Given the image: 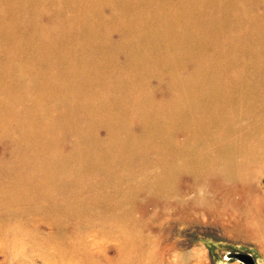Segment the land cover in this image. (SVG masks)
I'll return each instance as SVG.
<instances>
[{"label": "bare ground", "instance_id": "6f19581e", "mask_svg": "<svg viewBox=\"0 0 264 264\" xmlns=\"http://www.w3.org/2000/svg\"><path fill=\"white\" fill-rule=\"evenodd\" d=\"M196 1L0 0V139L14 143L0 153V264H156L146 197L169 205L170 232L216 211L263 229L248 185L264 168V26L233 32V90L209 85L204 25L233 17ZM161 71L166 103L148 98ZM69 133L84 148L65 151Z\"/></svg>", "mask_w": 264, "mask_h": 264}, {"label": "rangeland", "instance_id": "374dc122", "mask_svg": "<svg viewBox=\"0 0 264 264\" xmlns=\"http://www.w3.org/2000/svg\"><path fill=\"white\" fill-rule=\"evenodd\" d=\"M189 2L195 7L197 1L189 0ZM205 6V13L215 10L220 19L225 20L228 15L233 17V21L221 25H215L210 17L207 18L204 27L209 31V37L201 39L202 53L198 57V61H202V59L214 60V66L212 64L211 66L207 65V63L205 65L201 64V69L204 71L212 67L214 69V72L212 70L208 77L209 85L218 84L219 82L223 86V89H225L226 85L231 90L233 88V64L228 65L227 58L231 57L233 53V32L237 27L242 25L253 27L258 25L264 26V24H260L261 21H264V5L260 0H233L232 9V3L229 4L227 0H212L207 5L205 4ZM164 8L166 6L163 7L161 13L165 15L166 9ZM102 10L105 16L111 14L110 8L104 7ZM253 13L256 19L253 17ZM71 16L72 13L70 12L64 14L65 18ZM44 20L42 19V21ZM47 25H49V21H47ZM111 36L113 41L118 39V35L116 34ZM194 67H186V71L192 72L194 71ZM163 72L161 71L163 78L160 81H151L148 85L150 87L148 98L152 102L166 103L170 99L171 94H173L167 81L169 75ZM178 74H180L179 71ZM176 82H180L179 75L176 77ZM180 91L183 90L179 89ZM83 115L81 113L75 116V121L79 125H83L88 120L87 116L85 115L84 118ZM129 123L131 124L130 130L138 134L140 125L135 115L129 118ZM98 134L101 137L105 136L103 130L99 131ZM61 141V146L65 151H74L77 146L83 147V144L86 143L82 137L76 138L75 134L70 133L62 137ZM13 148L14 143L8 142L3 138L0 139V153L10 154ZM51 150L54 151L55 149ZM77 156L76 154L74 155V157ZM82 156L86 157L87 153L81 149V156L79 157L82 158ZM262 159L264 160V156ZM130 164L135 165V163ZM261 171V176L254 181L250 179L248 185L249 189L254 191L252 193L256 197L258 195L264 196V168ZM228 199L231 198L228 197ZM135 205L145 215L142 219L153 224L149 225L151 227H148L145 233L151 240L159 242L156 246L157 248L148 249L150 254H155L156 264H240L237 261L226 260L224 258L226 253L233 252L249 254L254 258V264H264V226L263 229H258V233H254L242 221L239 222L234 217L232 220L229 214H222L216 211L213 214L206 213V215L198 216L192 214V217H183L181 219H184L186 224H190V227L183 229L180 227L177 232H170L167 230L169 219L164 221V217H162L165 212L169 214V205H165V203H153L151 198L147 197L138 203L135 202ZM134 218L138 220L136 216ZM261 219L264 221V215Z\"/></svg>", "mask_w": 264, "mask_h": 264}, {"label": "water", "instance_id": "95a60500", "mask_svg": "<svg viewBox=\"0 0 264 264\" xmlns=\"http://www.w3.org/2000/svg\"><path fill=\"white\" fill-rule=\"evenodd\" d=\"M224 258L227 260H235L242 264H254V260L252 256L246 253H239V252L226 253L224 255Z\"/></svg>", "mask_w": 264, "mask_h": 264}]
</instances>
